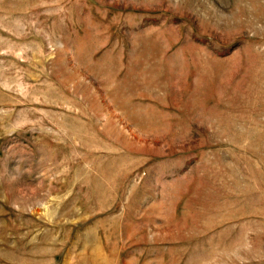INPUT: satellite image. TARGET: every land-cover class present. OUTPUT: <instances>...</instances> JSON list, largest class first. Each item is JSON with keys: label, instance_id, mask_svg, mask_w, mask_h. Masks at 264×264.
<instances>
[{"label": "rangeland", "instance_id": "rangeland-1", "mask_svg": "<svg viewBox=\"0 0 264 264\" xmlns=\"http://www.w3.org/2000/svg\"><path fill=\"white\" fill-rule=\"evenodd\" d=\"M0 264H264V0H0Z\"/></svg>", "mask_w": 264, "mask_h": 264}]
</instances>
